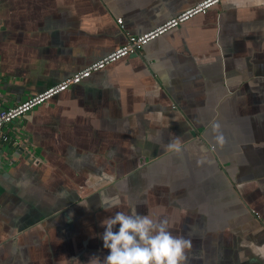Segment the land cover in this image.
Returning a JSON list of instances; mask_svg holds the SVG:
<instances>
[{
	"label": "crops",
	"instance_id": "crops-1",
	"mask_svg": "<svg viewBox=\"0 0 264 264\" xmlns=\"http://www.w3.org/2000/svg\"><path fill=\"white\" fill-rule=\"evenodd\" d=\"M199 1L0 0V107ZM3 131L29 153L0 171V264L102 259L117 211L167 219L186 264H264V0H221Z\"/></svg>",
	"mask_w": 264,
	"mask_h": 264
},
{
	"label": "clouds",
	"instance_id": "clouds-1",
	"mask_svg": "<svg viewBox=\"0 0 264 264\" xmlns=\"http://www.w3.org/2000/svg\"><path fill=\"white\" fill-rule=\"evenodd\" d=\"M215 140L221 147L225 138L219 123L212 124ZM179 151V143L169 146ZM115 206V205H113ZM100 238L107 254L93 256L89 264H186L192 244L183 236L173 235L167 219L149 214L117 211L101 221Z\"/></svg>",
	"mask_w": 264,
	"mask_h": 264
},
{
	"label": "built area",
	"instance_id": "built-area-1",
	"mask_svg": "<svg viewBox=\"0 0 264 264\" xmlns=\"http://www.w3.org/2000/svg\"><path fill=\"white\" fill-rule=\"evenodd\" d=\"M221 0H201L193 6L179 12L178 14L165 20L158 26L147 30L146 32L138 35H127V40L122 45L116 47L112 51L103 55L101 58L91 62L84 68L63 78L57 83L46 87L44 90L30 94L25 99L9 107H0V139L13 145L15 148L20 146L19 140L8 132H4L3 128L12 124L14 120L24 116L26 113L33 110L38 105L43 104L50 98L67 90L70 86L81 82L83 79L89 77L93 72L103 69L107 65L126 56L137 55L145 44L160 36L161 34L169 31L172 28L191 19L199 13H205L209 8L220 3ZM122 18L117 17L116 22L122 27ZM22 147V146H21ZM23 151L29 153L26 144ZM145 163V160H139V164Z\"/></svg>",
	"mask_w": 264,
	"mask_h": 264
},
{
	"label": "water",
	"instance_id": "water-1",
	"mask_svg": "<svg viewBox=\"0 0 264 264\" xmlns=\"http://www.w3.org/2000/svg\"><path fill=\"white\" fill-rule=\"evenodd\" d=\"M213 7V6H212ZM209 10V9H208ZM183 24V23H182ZM181 25V24H180ZM179 25V26H180ZM178 27V26H177ZM176 28V27H175ZM174 29V28H172ZM170 29V30H172ZM168 32V31H167ZM165 34V33H163ZM161 34V35H163ZM160 35V36H161ZM146 45V44H145ZM127 57V56H126ZM124 58V57H123ZM116 62V61H115ZM114 63V62H113ZM112 64V63H111ZM110 65V64H109ZM108 66V65H107ZM105 68V67H104ZM101 70V69H100ZM99 71V70H98ZM64 92V91H63ZM51 99V98H50ZM48 101V100H47ZM46 101V102H47ZM45 103V102H44ZM43 103V104H44ZM42 105V104H41ZM40 106V105H38ZM23 152L21 150V148H16L14 149V151L12 152V150L10 148H7L6 145L4 144V142H0V171L3 169V168H6L10 161H11V158L14 157V158H19L20 156H22ZM30 156V154H25V156H23L24 158H28Z\"/></svg>",
	"mask_w": 264,
	"mask_h": 264
},
{
	"label": "rangeland",
	"instance_id": "rangeland-1",
	"mask_svg": "<svg viewBox=\"0 0 264 264\" xmlns=\"http://www.w3.org/2000/svg\"><path fill=\"white\" fill-rule=\"evenodd\" d=\"M229 241H232V240H229Z\"/></svg>",
	"mask_w": 264,
	"mask_h": 264
}]
</instances>
